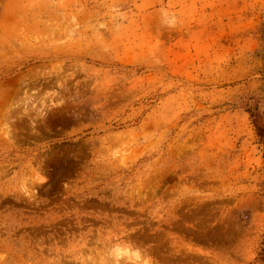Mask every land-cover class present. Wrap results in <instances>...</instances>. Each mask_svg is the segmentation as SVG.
Listing matches in <instances>:
<instances>
[{
    "label": "rangeland",
    "instance_id": "1",
    "mask_svg": "<svg viewBox=\"0 0 264 264\" xmlns=\"http://www.w3.org/2000/svg\"><path fill=\"white\" fill-rule=\"evenodd\" d=\"M264 0H0V264H264Z\"/></svg>",
    "mask_w": 264,
    "mask_h": 264
},
{
    "label": "trees",
    "instance_id": "2",
    "mask_svg": "<svg viewBox=\"0 0 264 264\" xmlns=\"http://www.w3.org/2000/svg\"><path fill=\"white\" fill-rule=\"evenodd\" d=\"M251 113H252L251 117H253V121L257 129V133L264 143V125L262 124L261 117L259 114L255 112H251Z\"/></svg>",
    "mask_w": 264,
    "mask_h": 264
}]
</instances>
